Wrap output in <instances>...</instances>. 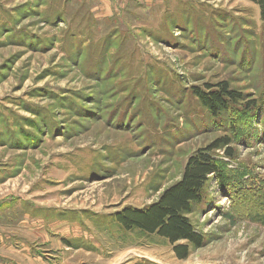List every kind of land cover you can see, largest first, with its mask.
Listing matches in <instances>:
<instances>
[{
    "label": "rangeland",
    "instance_id": "1",
    "mask_svg": "<svg viewBox=\"0 0 264 264\" xmlns=\"http://www.w3.org/2000/svg\"><path fill=\"white\" fill-rule=\"evenodd\" d=\"M248 102L213 116L194 94ZM218 151L180 260L115 216ZM0 264H264V21L248 0H0Z\"/></svg>",
    "mask_w": 264,
    "mask_h": 264
},
{
    "label": "trees",
    "instance_id": "2",
    "mask_svg": "<svg viewBox=\"0 0 264 264\" xmlns=\"http://www.w3.org/2000/svg\"><path fill=\"white\" fill-rule=\"evenodd\" d=\"M261 9L264 21V0H248ZM196 89L194 94L215 117H221L234 108L244 105L245 96L233 90L227 82L206 85ZM245 113L257 108L256 102H248ZM233 139L224 136L193 154L184 169L181 179L163 191L159 199L143 208L126 207L115 220L125 232H140L167 240L180 260H187L193 250L205 247L206 236L198 231L191 216L207 201V190L211 177L224 181L218 151L234 159Z\"/></svg>",
    "mask_w": 264,
    "mask_h": 264
}]
</instances>
